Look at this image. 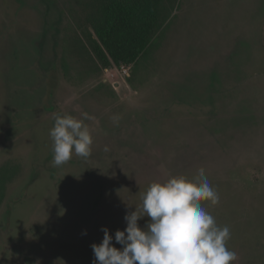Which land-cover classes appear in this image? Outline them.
<instances>
[{"label":"rangeland","instance_id":"374dc122","mask_svg":"<svg viewBox=\"0 0 264 264\" xmlns=\"http://www.w3.org/2000/svg\"><path fill=\"white\" fill-rule=\"evenodd\" d=\"M103 1L0 0V264H93L151 183L200 168L231 264H264V0H158L125 66L98 41ZM83 112L91 155L54 166L55 116Z\"/></svg>","mask_w":264,"mask_h":264},{"label":"clouds","instance_id":"9594fccd","mask_svg":"<svg viewBox=\"0 0 264 264\" xmlns=\"http://www.w3.org/2000/svg\"><path fill=\"white\" fill-rule=\"evenodd\" d=\"M81 116H55L49 132L54 166L67 163L73 154L91 155L93 138L84 121L94 117L87 112ZM205 201L216 205L219 197L203 168L192 180L181 175L151 183L141 194L139 208L125 214L124 230H116L113 237L101 228L102 240L91 245L93 264H231L237 256L226 246L230 230L217 226L202 206ZM145 217L149 219L141 227L138 221ZM113 239L120 249L113 246Z\"/></svg>","mask_w":264,"mask_h":264},{"label":"trees","instance_id":"16d2710c","mask_svg":"<svg viewBox=\"0 0 264 264\" xmlns=\"http://www.w3.org/2000/svg\"><path fill=\"white\" fill-rule=\"evenodd\" d=\"M158 0H104L102 25L97 31L100 45L115 66L136 61L154 32Z\"/></svg>","mask_w":264,"mask_h":264}]
</instances>
